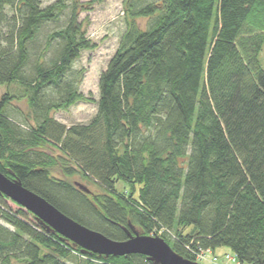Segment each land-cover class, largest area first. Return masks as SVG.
Returning a JSON list of instances; mask_svg holds the SVG:
<instances>
[{"label":"trees","instance_id":"1","mask_svg":"<svg viewBox=\"0 0 264 264\" xmlns=\"http://www.w3.org/2000/svg\"><path fill=\"white\" fill-rule=\"evenodd\" d=\"M96 1L0 0V171L111 239L126 240L132 225L194 261L225 246L240 263L264 264V0H126V30L97 100L80 90L86 69L74 68L96 47L80 20ZM15 83L26 111L12 108ZM79 102L97 105L89 123L55 118ZM6 199L0 264H68L70 255L153 264L83 252Z\"/></svg>","mask_w":264,"mask_h":264},{"label":"rangeland","instance_id":"2","mask_svg":"<svg viewBox=\"0 0 264 264\" xmlns=\"http://www.w3.org/2000/svg\"><path fill=\"white\" fill-rule=\"evenodd\" d=\"M55 0H43L44 5L53 3ZM82 2H88L91 0H81ZM125 1L126 0H100L92 4L90 10L84 11L80 15V20L87 25L88 36L96 47L92 50H85L82 52L81 57L76 60L74 68L86 69L84 80L80 86V90L87 96H91L94 99L99 97V76L100 73L106 68L110 58L114 55L118 47L120 46L121 38L126 30L125 19ZM153 0H141L140 3H146ZM71 2V0H68ZM157 21V16L153 17H141L137 20L139 27L143 30L151 28ZM62 24H51L47 29H53ZM52 52L46 53V58L50 59ZM34 61L32 58L31 63ZM259 61L264 69V43L262 50L259 54ZM29 70H31L29 68ZM7 85H0V97L7 90ZM10 92L20 95L21 98H15L12 108H17L21 111L27 110L26 97L23 96L24 89L19 83H15L11 86ZM23 97V98H22ZM97 105L95 102H79L71 106L68 110H61L54 114L55 118L66 125L78 123H89L96 115ZM19 118L22 116L19 115ZM77 180V177L75 178ZM94 191H100L96 185H89ZM116 187L119 191L127 193L130 191V187L118 182ZM138 187V186H137ZM138 189V188H137ZM6 205L11 209L17 211L20 207L10 199L5 200ZM190 227H185L184 232H190ZM162 231L159 232L161 234ZM171 239H174V232L168 234ZM204 264H248L240 263L235 254L228 247H218L214 251H207L206 258L198 260ZM66 262L68 264H85L84 259L70 255Z\"/></svg>","mask_w":264,"mask_h":264},{"label":"water","instance_id":"3","mask_svg":"<svg viewBox=\"0 0 264 264\" xmlns=\"http://www.w3.org/2000/svg\"><path fill=\"white\" fill-rule=\"evenodd\" d=\"M81 190L90 193L89 187L75 182ZM0 195H5L31 211L48 230H54L79 245L83 252L109 257L143 254L153 264H204L177 253L160 235L141 234L131 225L128 238L118 241L93 230L69 217L41 195L25 187L18 178H10L0 171Z\"/></svg>","mask_w":264,"mask_h":264},{"label":"built area","instance_id":"4","mask_svg":"<svg viewBox=\"0 0 264 264\" xmlns=\"http://www.w3.org/2000/svg\"><path fill=\"white\" fill-rule=\"evenodd\" d=\"M208 251H211V250H208ZM206 252L207 251H203L201 252L199 255H198V260H203L206 258Z\"/></svg>","mask_w":264,"mask_h":264}]
</instances>
